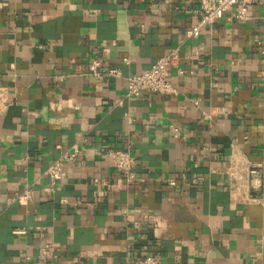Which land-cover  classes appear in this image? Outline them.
I'll return each mask as SVG.
<instances>
[{"label":"crops","instance_id":"1","mask_svg":"<svg viewBox=\"0 0 264 264\" xmlns=\"http://www.w3.org/2000/svg\"><path fill=\"white\" fill-rule=\"evenodd\" d=\"M206 1L0 0V264H135L146 251L264 264V174H229L235 159L264 173V0L187 38ZM171 47L176 93L115 105L125 77ZM93 56L122 76L88 73ZM127 144L129 184L99 153ZM73 145L48 189V165Z\"/></svg>","mask_w":264,"mask_h":264},{"label":"built area","instance_id":"2","mask_svg":"<svg viewBox=\"0 0 264 264\" xmlns=\"http://www.w3.org/2000/svg\"><path fill=\"white\" fill-rule=\"evenodd\" d=\"M251 0H208L201 4V15L197 22L186 30V37H197L203 28H211L214 23L223 17L227 12H231L234 19L238 22H244L247 18L248 6ZM264 52V51H263ZM196 52L191 53L195 56ZM180 59L179 47H171L164 54L159 56L151 65L139 73H132L125 77V90L123 97L116 99L115 105H122L124 97L133 98L141 94L142 91L147 90L158 94H174L176 89L171 81L168 79V68L170 66H177ZM179 73H184L183 69L177 67ZM88 73L94 76L106 75L108 77H121L122 73L118 67L108 66L103 63V60L97 56L90 58L87 64ZM128 120V113H125ZM61 148L59 144L56 145ZM131 145L124 147H113L101 149L99 153L104 157H109L118 173L126 184L132 182L135 178L134 165L135 159L131 153ZM79 147L73 145L70 149H61L58 157L52 160L46 169V174L50 181L48 189H52L58 180L64 177L63 168L65 164L72 161L79 155ZM229 174L235 181H240L244 175L258 177L263 173L259 164H243L235 159L229 168ZM94 183L98 184L99 178L93 179ZM168 184L174 185L175 179H168ZM237 187V186H236ZM101 195V192L98 191ZM32 198L31 189L26 188L14 196V199L20 204L28 203ZM61 202H66L65 197L60 198ZM78 202V201H77ZM36 228H39L37 226ZM24 229H17L16 232H23ZM52 248V244L45 243L40 252L45 254L47 250ZM135 264H158V259L151 251H146L140 256Z\"/></svg>","mask_w":264,"mask_h":264}]
</instances>
